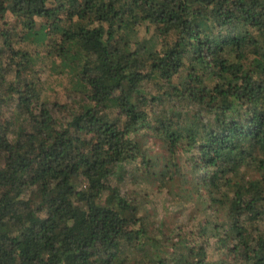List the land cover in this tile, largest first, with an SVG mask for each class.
<instances>
[{
    "label": "trees",
    "instance_id": "obj_1",
    "mask_svg": "<svg viewBox=\"0 0 264 264\" xmlns=\"http://www.w3.org/2000/svg\"><path fill=\"white\" fill-rule=\"evenodd\" d=\"M0 264H264V0H0Z\"/></svg>",
    "mask_w": 264,
    "mask_h": 264
},
{
    "label": "rangeland",
    "instance_id": "obj_2",
    "mask_svg": "<svg viewBox=\"0 0 264 264\" xmlns=\"http://www.w3.org/2000/svg\"><path fill=\"white\" fill-rule=\"evenodd\" d=\"M7 20L13 21V16L8 15ZM3 24V22H1ZM46 51H43L45 54ZM51 57L44 55L38 59L37 67L42 79V90L45 99L52 101L65 102L67 99H72L76 96V81L73 80L75 72L69 66H63L59 59L54 63ZM181 223L192 224L190 210L181 208L179 211Z\"/></svg>",
    "mask_w": 264,
    "mask_h": 264
}]
</instances>
